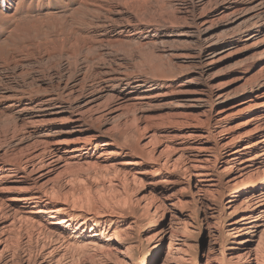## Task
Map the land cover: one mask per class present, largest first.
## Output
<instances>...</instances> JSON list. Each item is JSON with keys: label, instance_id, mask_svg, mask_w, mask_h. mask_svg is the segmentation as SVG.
I'll list each match as a JSON object with an SVG mask.
<instances>
[{"label": "bare ground", "instance_id": "bare-ground-1", "mask_svg": "<svg viewBox=\"0 0 264 264\" xmlns=\"http://www.w3.org/2000/svg\"><path fill=\"white\" fill-rule=\"evenodd\" d=\"M262 50L264 0H0V264H264Z\"/></svg>", "mask_w": 264, "mask_h": 264}, {"label": "rangeland", "instance_id": "rangeland-1", "mask_svg": "<svg viewBox=\"0 0 264 264\" xmlns=\"http://www.w3.org/2000/svg\"><path fill=\"white\" fill-rule=\"evenodd\" d=\"M224 26L226 30L229 25L226 24ZM224 26L221 29H218L217 33H222L224 31ZM172 29L173 28L171 27L170 30ZM175 34L178 36L177 32ZM167 35L168 36L171 35L169 31L167 32ZM164 37H166V35ZM167 37L160 41L167 42L166 45L167 46L169 45L170 47L174 46L175 44H177L176 46L182 45L181 39L178 40V39L171 38V41H170V39L167 40ZM131 42L132 43L128 44L126 48L122 47L123 51H120V53L127 54L130 60H132V63L133 64L135 63L134 70L136 73L143 76L141 78H144V79L146 78L149 81H152V80L156 81L157 79H162V78H167V77L172 76V73L175 71L174 67L172 66V65H175L174 63L175 59L173 57L166 54L163 57L157 58L153 52L152 46L151 47L147 46V47H144L138 50L137 48L136 49L133 48L134 47L133 45L135 43L133 41ZM262 54L263 55H258V57H254L253 51H247V52L245 51L240 56L235 58V60H233L232 62L234 61L237 63L243 62L242 64H244L245 66L247 65L252 66L253 64H255L256 67L253 68V76L257 75L258 73H262L264 75V50H262ZM232 65H235V63H232ZM224 73L225 72H223L220 75V77H218V79H226L227 75ZM176 112L177 110H173L170 107H165V108H157V109H148L147 115L151 119H154V122H156L157 120L158 121H162L163 119L168 120L166 118ZM196 243H198L196 250L199 251L200 254H202L206 249V239L200 234L199 235L197 234Z\"/></svg>", "mask_w": 264, "mask_h": 264}]
</instances>
